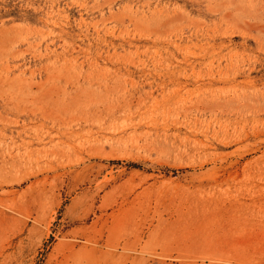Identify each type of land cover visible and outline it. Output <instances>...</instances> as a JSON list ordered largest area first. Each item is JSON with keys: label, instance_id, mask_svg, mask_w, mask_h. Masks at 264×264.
<instances>
[{"label": "rangeland", "instance_id": "374dc122", "mask_svg": "<svg viewBox=\"0 0 264 264\" xmlns=\"http://www.w3.org/2000/svg\"><path fill=\"white\" fill-rule=\"evenodd\" d=\"M121 256L264 264V0H0V264Z\"/></svg>", "mask_w": 264, "mask_h": 264}, {"label": "crops", "instance_id": "0c3cea01", "mask_svg": "<svg viewBox=\"0 0 264 264\" xmlns=\"http://www.w3.org/2000/svg\"><path fill=\"white\" fill-rule=\"evenodd\" d=\"M181 245L185 246L182 248L181 252L183 251V255H186L185 253L189 254L191 253V255H196L197 252V245L200 243V238H198V236L196 234H184L181 236V240H180ZM187 246V247H186ZM187 256V255H186ZM122 257V261L120 264H130L129 260L126 261L124 256ZM129 259V258H127Z\"/></svg>", "mask_w": 264, "mask_h": 264}]
</instances>
